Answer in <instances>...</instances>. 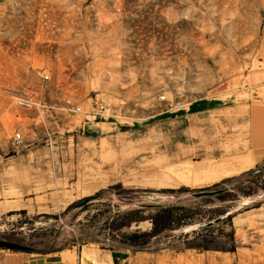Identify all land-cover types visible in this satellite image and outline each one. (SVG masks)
<instances>
[{
  "label": "rangeland",
  "instance_id": "obj_1",
  "mask_svg": "<svg viewBox=\"0 0 264 264\" xmlns=\"http://www.w3.org/2000/svg\"><path fill=\"white\" fill-rule=\"evenodd\" d=\"M28 95L43 109L18 108L16 100ZM161 96L181 101L185 109L206 102L224 109L264 104V0H0V159L13 150L15 130L25 133L26 142L32 118L44 119L46 111L53 119L48 117L45 133L53 137L62 132L66 137L67 130L78 131L85 119L93 120L69 114L68 98L86 111L104 101L127 129L166 112ZM253 125L245 150L255 148L256 126L264 131V121ZM141 168L136 162L131 167ZM136 171L122 181V189L108 187L89 202L67 203L55 187L25 197L9 190L0 198V241L23 246L29 254L113 249L131 264L144 253L154 254L147 264H210L217 251L254 241L258 225L252 214L264 206V189L231 190L252 186L253 176L231 182L223 196L197 198L194 190L206 187L179 178H194L188 166L182 171L166 166L159 182ZM222 177L227 176L217 180ZM172 204L197 209L206 221L194 224L200 226L196 230L187 226L165 233L143 251L129 247L123 235L149 232L150 221L116 230L117 214ZM246 212L244 229L245 221L239 227L234 218ZM153 213L148 209L141 216ZM8 252L15 251L0 249Z\"/></svg>",
  "mask_w": 264,
  "mask_h": 264
},
{
  "label": "crops",
  "instance_id": "obj_2",
  "mask_svg": "<svg viewBox=\"0 0 264 264\" xmlns=\"http://www.w3.org/2000/svg\"><path fill=\"white\" fill-rule=\"evenodd\" d=\"M46 112L49 113L44 119L32 118L31 127H28L32 133L26 145L13 148L9 155L0 159V198L9 190L25 197L55 187L65 202L72 203L123 184L124 179L134 176L136 170L131 167L135 162L142 166L136 173L141 171L143 177L155 178L156 182L162 180L166 166L175 164L179 171L182 166H188L194 178L180 176L181 182L200 187H209L264 162V131L259 125L253 131L255 148H243L245 135L252 130L253 123L264 121L261 102L226 109L221 103L206 102L191 105L177 115L154 111L149 117L140 119L142 124L135 123L127 129L114 119H85L78 131L69 129L66 137L64 132L63 136H54L51 149L41 141L51 124L48 117H53L50 111ZM244 164L253 165L242 168ZM217 166L220 172L215 171ZM220 176L227 177L217 180ZM253 211L258 225L254 228V241L217 251L209 256L210 264H264L263 204ZM247 217L246 212L234 220L239 227L245 221V229ZM151 255L154 254H142L143 258L136 263L147 264ZM194 261L200 260L194 258ZM129 262V258H119V251L107 248L0 254V264H131Z\"/></svg>",
  "mask_w": 264,
  "mask_h": 264
},
{
  "label": "trees",
  "instance_id": "obj_3",
  "mask_svg": "<svg viewBox=\"0 0 264 264\" xmlns=\"http://www.w3.org/2000/svg\"><path fill=\"white\" fill-rule=\"evenodd\" d=\"M246 176H253V180L250 181L252 186L247 188H232L237 194H250L255 193L254 189L258 190L260 188L264 189V182L261 181L264 177V162L257 165L254 169L242 173L240 176L224 179L219 183H216L212 186L202 188L199 190H194L197 198L204 196H223L228 194L230 188H225L231 182L238 180ZM115 189H122L121 184L109 187L108 191ZM248 190V191H247ZM107 190H101L95 195L85 198V202L95 201ZM174 190H171L173 192ZM146 209L142 210H131L122 215L117 214L120 218L119 226L116 230H123L131 227L134 223H141L143 221H150L152 224V229L149 232H134L131 234H124L123 238L125 243L138 251L146 250L152 243V241L165 233L174 232L181 230L187 226L194 225L197 222L204 221L205 218H202V215L197 209H193L186 206H179L176 204L167 205V206H147ZM148 209H153L154 213L149 214L148 216H141V213ZM231 217V216H230ZM207 219V218H206ZM213 219V218H211ZM214 219H216L214 217ZM206 221V220H205ZM217 220L216 222H219ZM212 225V224H211ZM211 225H208L204 230H207ZM235 247V246H234ZM233 247V248H234ZM231 248V249H233ZM113 250V249H111Z\"/></svg>",
  "mask_w": 264,
  "mask_h": 264
},
{
  "label": "built area",
  "instance_id": "obj_4",
  "mask_svg": "<svg viewBox=\"0 0 264 264\" xmlns=\"http://www.w3.org/2000/svg\"><path fill=\"white\" fill-rule=\"evenodd\" d=\"M49 75H45L44 79L49 80ZM160 100L166 103V113H172V115L180 114L184 111L185 105L181 101L167 99L166 96H161ZM16 106L20 109L31 111L43 109L42 104L34 95H28L26 97L18 98L16 100ZM65 110L73 116H89L94 120L110 121L116 118V111L113 107L107 105L104 101L96 100L94 104L86 111L83 106L70 98L65 100ZM52 114V112H51ZM53 116V114H52ZM53 134L51 131H46L45 136L41 139L43 144L47 145L50 149L53 146ZM11 144L14 149L23 148L26 145L25 137L21 130H15L11 137Z\"/></svg>",
  "mask_w": 264,
  "mask_h": 264
},
{
  "label": "water",
  "instance_id": "obj_5",
  "mask_svg": "<svg viewBox=\"0 0 264 264\" xmlns=\"http://www.w3.org/2000/svg\"><path fill=\"white\" fill-rule=\"evenodd\" d=\"M263 196H264V194H263ZM211 224L212 223H208L205 226H208V225H211ZM188 227H192L191 229H193V230H196V228H200L199 225H197V226L190 225ZM185 228H187V227H185ZM185 228L183 229V231H185ZM0 249H8V250H12V251H15V252H24V251H26L25 247L17 245V244H12V243H9V242H6V241H0Z\"/></svg>",
  "mask_w": 264,
  "mask_h": 264
},
{
  "label": "bare ground",
  "instance_id": "obj_6",
  "mask_svg": "<svg viewBox=\"0 0 264 264\" xmlns=\"http://www.w3.org/2000/svg\"><path fill=\"white\" fill-rule=\"evenodd\" d=\"M253 164H244L242 165V168H247L248 166H252ZM209 168V167H208ZM211 168V167H210ZM199 172H201V168H199ZM189 229H187L188 231Z\"/></svg>",
  "mask_w": 264,
  "mask_h": 264
}]
</instances>
